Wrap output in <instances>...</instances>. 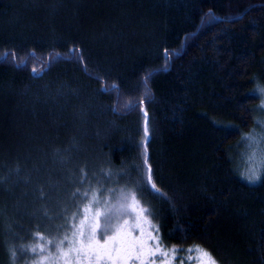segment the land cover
I'll use <instances>...</instances> for the list:
<instances>
[{"label": "trees", "instance_id": "trees-1", "mask_svg": "<svg viewBox=\"0 0 264 264\" xmlns=\"http://www.w3.org/2000/svg\"><path fill=\"white\" fill-rule=\"evenodd\" d=\"M259 85L264 0H0V264H64L122 192L149 264H264V171L237 165Z\"/></svg>", "mask_w": 264, "mask_h": 264}, {"label": "snow or ice", "instance_id": "snow-or-ice-1", "mask_svg": "<svg viewBox=\"0 0 264 264\" xmlns=\"http://www.w3.org/2000/svg\"><path fill=\"white\" fill-rule=\"evenodd\" d=\"M259 91L264 93V89H259ZM261 107H264V105ZM144 133L145 138H147V126H145ZM145 164H147V160H145ZM246 179L253 182L259 179V175L256 171H253ZM145 185L154 194H160L159 189L153 182L150 167L148 168ZM84 211L86 215L80 220L79 226L73 224L74 231L72 239L68 241L67 251L63 250L64 241H61L56 245L59 250L58 256L50 257L51 259L59 260L62 257L64 264H149V261L160 255L167 257V253L163 250L149 247L153 240H156L157 243L158 240L154 234L148 235L145 233L143 225L148 223L149 230H151L152 225L146 220L147 210L138 207L135 196L131 197L129 202L128 194L122 192L117 205H109L103 211H96L93 215L87 214L89 211L87 208ZM125 213L134 215V224H130L128 221H124L123 224L118 223ZM114 220L117 221L115 225L113 224ZM136 232H139L140 235L136 236ZM65 239L67 240V238ZM52 243L56 242L53 241ZM195 249L198 252L196 257L198 264H216L210 253L200 249L199 246H195ZM32 251L35 252L36 249L33 248ZM43 251L44 249L41 250V252ZM171 251L175 253L182 251V249L174 247ZM15 255V251H12L13 260ZM176 259L177 257L173 255L172 261L174 262Z\"/></svg>", "mask_w": 264, "mask_h": 264}, {"label": "rangeland", "instance_id": "rangeland-1", "mask_svg": "<svg viewBox=\"0 0 264 264\" xmlns=\"http://www.w3.org/2000/svg\"><path fill=\"white\" fill-rule=\"evenodd\" d=\"M256 89L259 96L256 106L260 115L255 116V124L250 128V131L242 135L241 144L237 150V165L241 177L246 181H248L246 177L253 171L258 173L259 178L264 171V107H261L264 105V93L259 91V89H264V85H259ZM257 180L259 179L253 182Z\"/></svg>", "mask_w": 264, "mask_h": 264}]
</instances>
